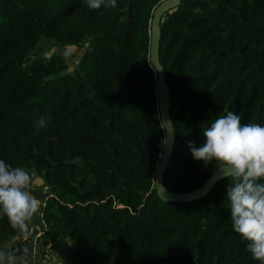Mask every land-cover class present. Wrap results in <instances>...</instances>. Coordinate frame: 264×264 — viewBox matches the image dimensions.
I'll use <instances>...</instances> for the list:
<instances>
[{
	"label": "trees",
	"instance_id": "16d2710c",
	"mask_svg": "<svg viewBox=\"0 0 264 264\" xmlns=\"http://www.w3.org/2000/svg\"><path fill=\"white\" fill-rule=\"evenodd\" d=\"M160 1L0 0V159L42 178V238L68 240L65 264H260L231 228L227 179L188 202L153 189L162 128L148 43ZM41 39L85 48L67 71L59 54L34 55ZM158 61L173 128L162 184L191 191L217 166L195 161L188 141L199 147L229 111L264 126V0H179L159 25ZM16 234L0 217V244Z\"/></svg>",
	"mask_w": 264,
	"mask_h": 264
},
{
	"label": "clouds",
	"instance_id": "9594fccd",
	"mask_svg": "<svg viewBox=\"0 0 264 264\" xmlns=\"http://www.w3.org/2000/svg\"><path fill=\"white\" fill-rule=\"evenodd\" d=\"M91 10L115 8L116 0H86ZM68 54L65 53V56ZM47 119L35 121L36 130L47 126ZM203 143L193 141L187 147L195 161L213 163L225 170L228 180L225 198L229 202L232 230L245 243L253 260L264 264V126L241 123V117L229 111L202 131ZM79 157L71 163L79 162ZM40 210V201L32 193V177L23 167H13L0 159V217L23 240L31 235L30 224ZM24 252L0 249V264H28Z\"/></svg>",
	"mask_w": 264,
	"mask_h": 264
},
{
	"label": "water",
	"instance_id": "95a60500",
	"mask_svg": "<svg viewBox=\"0 0 264 264\" xmlns=\"http://www.w3.org/2000/svg\"><path fill=\"white\" fill-rule=\"evenodd\" d=\"M178 2L179 0H161L154 6L149 20L148 61L155 72L154 93L158 120L162 128L161 150L153 169L152 184L156 196L164 202H188L202 197L217 181L223 178L222 173L225 171L215 169L199 187L191 191L174 193L168 191L162 184V173L173 145V128L168 112V89L164 81L162 67L158 61L159 25L168 11L175 7Z\"/></svg>",
	"mask_w": 264,
	"mask_h": 264
},
{
	"label": "rangeland",
	"instance_id": "374dc122",
	"mask_svg": "<svg viewBox=\"0 0 264 264\" xmlns=\"http://www.w3.org/2000/svg\"><path fill=\"white\" fill-rule=\"evenodd\" d=\"M84 48L85 46L81 44L69 46L54 45V43H49L48 41L41 39L36 50L34 51V55L47 58L52 53L59 54L64 59L67 71H70L84 51ZM65 53H67L68 55L65 56ZM27 171H29L32 177V193L36 198H39L40 196L38 190L44 193L46 191V187L45 185H43L42 178L34 173L31 168H27ZM34 193H36V195ZM43 243H45L44 240Z\"/></svg>",
	"mask_w": 264,
	"mask_h": 264
},
{
	"label": "crops",
	"instance_id": "0c3cea01",
	"mask_svg": "<svg viewBox=\"0 0 264 264\" xmlns=\"http://www.w3.org/2000/svg\"><path fill=\"white\" fill-rule=\"evenodd\" d=\"M43 228L44 227L42 226L40 227V220L37 213L30 224L31 233L43 230ZM18 238L19 234L8 238L6 241L0 244V249H5L7 251V249L11 245H13ZM44 241V248L39 259L35 261H30L28 262V264H65L66 256L70 252V245L68 240H61L55 242L49 240Z\"/></svg>",
	"mask_w": 264,
	"mask_h": 264
},
{
	"label": "built area",
	"instance_id": "2783aa9c",
	"mask_svg": "<svg viewBox=\"0 0 264 264\" xmlns=\"http://www.w3.org/2000/svg\"><path fill=\"white\" fill-rule=\"evenodd\" d=\"M43 232L44 228L43 230L31 233L28 240H23L19 237L16 242L11 245L8 249L12 250L17 255L21 254L22 252H24L25 254L29 253L28 256L26 255L28 262L35 261L39 259L44 248L42 238Z\"/></svg>",
	"mask_w": 264,
	"mask_h": 264
}]
</instances>
